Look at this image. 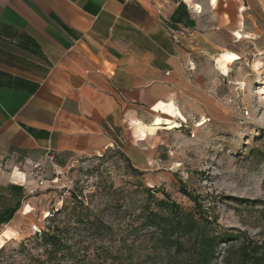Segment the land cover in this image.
I'll use <instances>...</instances> for the list:
<instances>
[{
  "label": "crops",
  "instance_id": "0c3cea01",
  "mask_svg": "<svg viewBox=\"0 0 264 264\" xmlns=\"http://www.w3.org/2000/svg\"><path fill=\"white\" fill-rule=\"evenodd\" d=\"M216 8L210 0H0V228L32 208L40 186L25 168L46 152L48 175L115 144L142 164L153 146L133 134L140 122L164 117L173 101L186 117L210 114L212 81L185 40L203 37L210 16L226 12Z\"/></svg>",
  "mask_w": 264,
  "mask_h": 264
},
{
  "label": "rangeland",
  "instance_id": "374dc122",
  "mask_svg": "<svg viewBox=\"0 0 264 264\" xmlns=\"http://www.w3.org/2000/svg\"><path fill=\"white\" fill-rule=\"evenodd\" d=\"M218 2L210 0L225 14L210 16L202 38L189 34L185 40L212 81L210 114L186 117L172 100L164 117L133 128L135 137L146 140L143 146H153L145 163L128 161L115 144L50 170L30 211L0 228V264H177L182 257L173 261V252L147 256L151 236L147 228L136 229L135 216L150 186L158 188L156 196L168 191L192 210L193 201L180 192L182 180L201 195L213 230L239 233L260 246V260L248 264H264V0ZM56 227L72 255L54 262L42 232ZM240 241L231 253V245L223 244L214 264H240ZM120 248L128 255L106 258V250Z\"/></svg>",
  "mask_w": 264,
  "mask_h": 264
},
{
  "label": "trees",
  "instance_id": "16d2710c",
  "mask_svg": "<svg viewBox=\"0 0 264 264\" xmlns=\"http://www.w3.org/2000/svg\"><path fill=\"white\" fill-rule=\"evenodd\" d=\"M167 124L169 123L165 122V125ZM171 127L174 129L176 125H171ZM126 158L130 161L128 156ZM129 167L133 172H141L132 164H129ZM179 185L180 192L193 201L192 210L183 208L168 191L162 190L163 197L161 198L156 196L158 188L150 186L144 189L146 203L135 218L140 220L136 229L147 228L151 236L153 252L147 256L152 258L163 252H173V261L182 257L181 261L176 262L177 264H214L223 244L231 245L228 248L231 253L235 249L232 243L241 240L236 250L238 263L248 264L249 260L256 262L260 260V246H252L250 241L239 233L214 231L212 228L214 220L209 215V211L204 208L201 195L189 190L183 180L179 182ZM93 224L95 225L96 222ZM63 237L58 227L53 231L42 232L46 252L50 258H54V262L67 255H72ZM121 249L116 253L106 250V258L116 260L127 256L128 254L126 255ZM227 259L228 257L225 258Z\"/></svg>",
  "mask_w": 264,
  "mask_h": 264
},
{
  "label": "built area",
  "instance_id": "2783aa9c",
  "mask_svg": "<svg viewBox=\"0 0 264 264\" xmlns=\"http://www.w3.org/2000/svg\"><path fill=\"white\" fill-rule=\"evenodd\" d=\"M185 31L181 32V35H185ZM54 160V156L51 153L45 154V159L42 162H35L25 168V174L36 180L39 186H42L49 180L47 162L51 163Z\"/></svg>",
  "mask_w": 264,
  "mask_h": 264
},
{
  "label": "bare ground",
  "instance_id": "6f19581e",
  "mask_svg": "<svg viewBox=\"0 0 264 264\" xmlns=\"http://www.w3.org/2000/svg\"><path fill=\"white\" fill-rule=\"evenodd\" d=\"M260 92H261V93H264V85L261 86V88H260Z\"/></svg>",
  "mask_w": 264,
  "mask_h": 264
}]
</instances>
